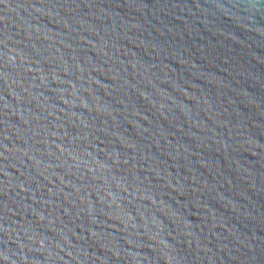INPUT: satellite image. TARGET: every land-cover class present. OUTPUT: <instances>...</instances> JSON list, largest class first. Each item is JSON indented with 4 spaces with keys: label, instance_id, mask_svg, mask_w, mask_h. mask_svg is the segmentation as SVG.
<instances>
[{
    "label": "water",
    "instance_id": "water-1",
    "mask_svg": "<svg viewBox=\"0 0 264 264\" xmlns=\"http://www.w3.org/2000/svg\"><path fill=\"white\" fill-rule=\"evenodd\" d=\"M0 264H264V0H0Z\"/></svg>",
    "mask_w": 264,
    "mask_h": 264
}]
</instances>
